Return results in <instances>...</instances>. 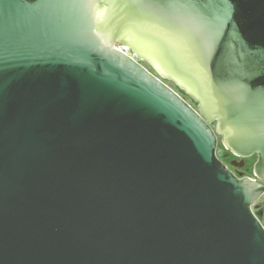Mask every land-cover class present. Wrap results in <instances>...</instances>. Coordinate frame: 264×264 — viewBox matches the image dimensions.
<instances>
[{
  "label": "water",
  "instance_id": "obj_1",
  "mask_svg": "<svg viewBox=\"0 0 264 264\" xmlns=\"http://www.w3.org/2000/svg\"><path fill=\"white\" fill-rule=\"evenodd\" d=\"M261 197L264 0H0V264H264Z\"/></svg>",
  "mask_w": 264,
  "mask_h": 264
},
{
  "label": "flooded vegetation",
  "instance_id": "obj_2",
  "mask_svg": "<svg viewBox=\"0 0 264 264\" xmlns=\"http://www.w3.org/2000/svg\"><path fill=\"white\" fill-rule=\"evenodd\" d=\"M211 127H212V125H211ZM214 128H215V126H214ZM219 139H220V137L217 136V144H218ZM219 159L225 165V167L227 169H229L234 175H236L238 177H253V172H252L253 164L250 166V172H248V173H250V175L247 173L248 168L246 167V165H247V162L249 160H252L253 163L255 162V160H256L255 154H253L252 156H250L248 158H241L239 156H236L232 152L226 150L223 154V157L219 158ZM240 164H241V166H239ZM243 169H244V171H243ZM258 201H259V203L257 205H255L254 207L257 208L258 214L262 216L264 214V197H261Z\"/></svg>",
  "mask_w": 264,
  "mask_h": 264
},
{
  "label": "rangeland",
  "instance_id": "obj_3",
  "mask_svg": "<svg viewBox=\"0 0 264 264\" xmlns=\"http://www.w3.org/2000/svg\"><path fill=\"white\" fill-rule=\"evenodd\" d=\"M139 62L141 64H143L145 67H147L151 72L157 74V72L150 66V64L145 60V59H139ZM171 88H173L175 91H177L189 104H191L195 109H198L197 106V102L194 101L192 99V97L190 95H188L183 89L179 88L176 83L174 81H172L171 79H163ZM212 127L214 128V122L211 123ZM226 151V149L223 147V145L221 144L220 139L218 140V144L216 146V156L218 158H222L224 152ZM253 164L252 160H249L247 162L246 167L248 168L247 173L250 172V166ZM244 171V169H243ZM250 175V173H248ZM259 203V201H257L256 205ZM253 209L256 210V212L258 211L256 207L253 206ZM254 210V212H255ZM259 216V215H258ZM261 219L264 218V214L262 215V217H260Z\"/></svg>",
  "mask_w": 264,
  "mask_h": 264
},
{
  "label": "trees",
  "instance_id": "obj_4",
  "mask_svg": "<svg viewBox=\"0 0 264 264\" xmlns=\"http://www.w3.org/2000/svg\"><path fill=\"white\" fill-rule=\"evenodd\" d=\"M254 210H255V209H253V211H254ZM254 213H255L257 216L259 215V214H258V211L256 212V210H255V212H254Z\"/></svg>",
  "mask_w": 264,
  "mask_h": 264
}]
</instances>
